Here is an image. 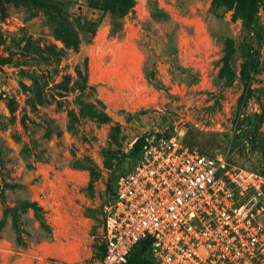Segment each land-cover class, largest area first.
Returning a JSON list of instances; mask_svg holds the SVG:
<instances>
[{
  "label": "rangeland",
  "instance_id": "1",
  "mask_svg": "<svg viewBox=\"0 0 264 264\" xmlns=\"http://www.w3.org/2000/svg\"><path fill=\"white\" fill-rule=\"evenodd\" d=\"M264 174V0H0V264H84L144 137Z\"/></svg>",
  "mask_w": 264,
  "mask_h": 264
},
{
  "label": "built area",
  "instance_id": "2",
  "mask_svg": "<svg viewBox=\"0 0 264 264\" xmlns=\"http://www.w3.org/2000/svg\"><path fill=\"white\" fill-rule=\"evenodd\" d=\"M144 239L150 264H264V174L181 131L145 137L105 206L101 254L84 264H125Z\"/></svg>",
  "mask_w": 264,
  "mask_h": 264
},
{
  "label": "trees",
  "instance_id": "3",
  "mask_svg": "<svg viewBox=\"0 0 264 264\" xmlns=\"http://www.w3.org/2000/svg\"><path fill=\"white\" fill-rule=\"evenodd\" d=\"M170 136H167V137H170ZM144 138H142L141 140H137L133 144V146H132V150L133 151L132 152H134V158L138 157V154H139V151L141 149V146L144 143ZM184 141L189 146L194 147L189 142L186 141L185 137H184ZM149 242H150L149 239H144V240L140 241L138 243V245L135 246V248L133 249L132 253L128 257L127 262L125 264H150V262H149V260L147 258V252H148V249H149ZM100 254L101 253H99L97 256H100Z\"/></svg>",
  "mask_w": 264,
  "mask_h": 264
}]
</instances>
